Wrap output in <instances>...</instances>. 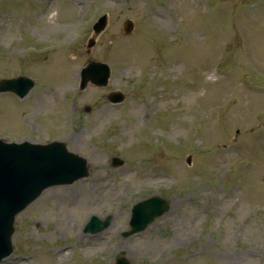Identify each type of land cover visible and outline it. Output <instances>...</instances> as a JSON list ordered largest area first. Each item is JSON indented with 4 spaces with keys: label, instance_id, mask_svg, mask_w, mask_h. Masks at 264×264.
<instances>
[{
    "label": "rangeland",
    "instance_id": "1",
    "mask_svg": "<svg viewBox=\"0 0 264 264\" xmlns=\"http://www.w3.org/2000/svg\"><path fill=\"white\" fill-rule=\"evenodd\" d=\"M50 1L0 0V78L34 79L0 93V138L64 141L89 175L19 212L0 264H264V0ZM88 60L106 87L79 90ZM151 195L169 211L122 237ZM93 214L109 226L85 233Z\"/></svg>",
    "mask_w": 264,
    "mask_h": 264
},
{
    "label": "water",
    "instance_id": "2",
    "mask_svg": "<svg viewBox=\"0 0 264 264\" xmlns=\"http://www.w3.org/2000/svg\"><path fill=\"white\" fill-rule=\"evenodd\" d=\"M106 18L102 16L93 25L95 34L105 26ZM132 23H125V32H130ZM94 44L89 41L88 46ZM109 77L108 66L90 61L81 72L80 88L90 81L96 86H104ZM30 79L18 77L0 80V92L11 91L23 97L32 87ZM112 103L121 102L124 95L111 92L107 96ZM86 110H89L88 108ZM123 163L117 157L112 158V166ZM88 175V165L84 158L69 152L64 142L53 141L47 144L6 143L0 139V259L9 255L12 250L11 235L14 231V216L23 210L40 193L54 185L70 184ZM170 208V200L160 197H149L132 206L129 229L122 233L124 237L143 231L155 219ZM110 217L99 220L91 217L84 227V232L99 233L109 225ZM114 264H130L120 252Z\"/></svg>",
    "mask_w": 264,
    "mask_h": 264
},
{
    "label": "bare ground",
    "instance_id": "3",
    "mask_svg": "<svg viewBox=\"0 0 264 264\" xmlns=\"http://www.w3.org/2000/svg\"><path fill=\"white\" fill-rule=\"evenodd\" d=\"M47 11H48V9H47Z\"/></svg>",
    "mask_w": 264,
    "mask_h": 264
}]
</instances>
